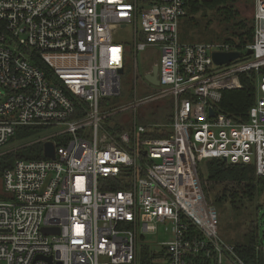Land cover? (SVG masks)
I'll return each instance as SVG.
<instances>
[{
  "label": "built area",
  "instance_id": "1",
  "mask_svg": "<svg viewBox=\"0 0 264 264\" xmlns=\"http://www.w3.org/2000/svg\"><path fill=\"white\" fill-rule=\"evenodd\" d=\"M186 13V0H0V150L19 128L56 130L40 141L53 143L54 160H15L1 175L0 262L138 264L143 235L163 225L166 264H247L219 239L198 169L218 159L264 177V0L253 2V39L241 50L181 43ZM126 28L132 46L119 41ZM149 47L159 50L149 100H172L169 134L146 137L156 125L112 132L104 121L129 52ZM213 53L239 57L219 66ZM242 76L255 100L235 121L218 104L243 88Z\"/></svg>",
  "mask_w": 264,
  "mask_h": 264
},
{
  "label": "trees",
  "instance_id": "2",
  "mask_svg": "<svg viewBox=\"0 0 264 264\" xmlns=\"http://www.w3.org/2000/svg\"><path fill=\"white\" fill-rule=\"evenodd\" d=\"M237 2L238 0H186V14L188 15L180 21L179 33L180 26L182 27L183 21L185 19L188 25L191 26V29L194 27L198 28L197 34L200 35L204 33L209 38L213 35V30L211 29L214 25L217 24L218 26H221L222 30L218 32V40L215 42H191L192 37H183V39L187 42H182L178 33L179 41L181 43L191 44L224 43L234 45L240 50L244 49L246 46L252 43L254 22L253 18L250 22H248L246 19H240V15L236 6ZM198 14L200 15V20L195 18V16ZM127 68L128 66H126V69ZM241 83L243 84V88L241 90L224 91L222 93L221 101L218 104V110L228 117L233 118L235 121L245 120L247 111L255 100V90L251 84L250 78L242 76ZM168 106L172 110V106L169 104ZM148 118H150L149 115L146 119ZM165 123H167V121H165L164 124ZM105 124H107V122ZM105 127L108 131H112L111 128L107 126ZM163 128H161V130L154 129L151 133H147L146 137L161 138L168 136L169 131L167 130V125L163 126ZM121 130L122 127L114 124V129L112 132H121ZM41 131V128L35 127L19 128L9 143L17 139L25 140L27 138H31ZM15 160H46V158L43 156L42 143H38L19 151L7 153L1 156L0 178L4 170L9 168ZM206 165L207 177L205 180H203L199 176V181L204 198L212 207H220L221 203L224 202L230 204L231 206H236L241 204L245 199H249L251 201L253 199L254 193L257 191V187L264 185V177L256 176L252 166L232 165L218 159L209 160L206 162ZM218 185L222 186V193L215 197H208V193L210 191L209 188H213ZM250 234L251 235L248 236V240L245 244L233 245L235 247L236 253L247 264L255 263V241L258 243L257 223L255 224V231H251ZM262 256L263 253L260 252V264H262ZM162 258V251H157L156 253L150 250L147 246L143 245H141L139 248L137 257L138 264H166L162 262Z\"/></svg>",
  "mask_w": 264,
  "mask_h": 264
},
{
  "label": "rangeland",
  "instance_id": "3",
  "mask_svg": "<svg viewBox=\"0 0 264 264\" xmlns=\"http://www.w3.org/2000/svg\"><path fill=\"white\" fill-rule=\"evenodd\" d=\"M253 2L254 0H238L236 6L240 15V19H246L248 22L252 19L253 14ZM188 14H186L187 16ZM185 16V17H186ZM195 18L200 20V15H196ZM201 28V27H200ZM222 27L217 24L213 26V35L209 38L206 34H197L198 28L188 25L186 19L183 21L182 27L180 26V40L187 42L183 39L192 37L191 42H215L218 37V32ZM191 29V30H190ZM130 28H126L118 33L119 41L132 46V40L130 38ZM155 47H149L143 52L134 54V51L129 52L128 55V68L121 77V94L119 97L113 98L110 102L112 108L111 112L115 114L111 115L107 122L114 128V124L122 125L124 128L133 127L134 125H156L166 126L170 123L172 117V110L168 106H172V100L166 96L161 99H152L157 96V91L150 88L145 81L144 76L149 73L152 66H155L158 55L156 54ZM136 65V75L135 72ZM148 99V102H144ZM150 116V118L146 119ZM167 123L164 124V122ZM166 129V128H163ZM54 129H42L31 138L25 140H14L6 147L0 150V157L7 154L19 151L21 149L33 146L40 143V141L55 133ZM105 134L103 129H100L99 136ZM199 176L205 180L207 177V165L206 161L199 164ZM209 188V186H208ZM209 196L215 197L222 193V186L218 185L213 188H209ZM245 197V196H243ZM217 207V208H216ZM215 209L218 213V227L217 234L219 239L229 245H243L247 242L248 236L251 231H255V224L257 223V241L258 247H264V185L257 187V191L253 195V199H245L241 204L231 206L224 202L221 206H216ZM236 207V208H234ZM255 234V233H254ZM253 234V235H254ZM171 239V228L169 226L158 227L154 234H144L143 239L140 242V246H147L150 250L157 253L159 252V246L165 245ZM256 241H255V259L256 256ZM140 248V247H139ZM258 262L260 260L258 259ZM0 264H5L0 262ZM255 264V263H251Z\"/></svg>",
  "mask_w": 264,
  "mask_h": 264
},
{
  "label": "water",
  "instance_id": "4",
  "mask_svg": "<svg viewBox=\"0 0 264 264\" xmlns=\"http://www.w3.org/2000/svg\"><path fill=\"white\" fill-rule=\"evenodd\" d=\"M247 55L251 54V51H248L246 53ZM239 57L238 53H213L212 59L216 65H224L228 64L234 60H236ZM120 74H122V71H119ZM145 81L152 87L157 88L159 86V81L157 78V67L154 66L151 73H148L144 76ZM210 115L213 116V112L210 111ZM43 156L45 158L54 160L55 159V151H54V145L51 142H45L43 144ZM44 233L48 232H55V230H43ZM47 262L51 263V259L47 258Z\"/></svg>",
  "mask_w": 264,
  "mask_h": 264
},
{
  "label": "flooded vegetation",
  "instance_id": "5",
  "mask_svg": "<svg viewBox=\"0 0 264 264\" xmlns=\"http://www.w3.org/2000/svg\"><path fill=\"white\" fill-rule=\"evenodd\" d=\"M153 67H154V66H152V67H151V70L149 71V73H151V72H152V69H153ZM157 78H158V68H157ZM148 85H149V84H148ZM149 86H150V85H149ZM150 88H152V89H153L154 87L150 86Z\"/></svg>",
  "mask_w": 264,
  "mask_h": 264
},
{
  "label": "crops",
  "instance_id": "6",
  "mask_svg": "<svg viewBox=\"0 0 264 264\" xmlns=\"http://www.w3.org/2000/svg\"><path fill=\"white\" fill-rule=\"evenodd\" d=\"M155 51H156V54H157V55H159V50H158V49H156ZM153 90H154V89H153Z\"/></svg>",
  "mask_w": 264,
  "mask_h": 264
}]
</instances>
